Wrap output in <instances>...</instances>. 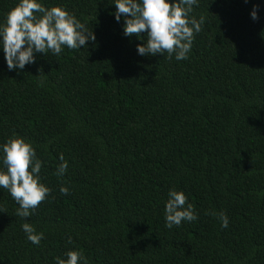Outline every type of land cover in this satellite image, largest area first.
Returning <instances> with one entry per match:
<instances>
[{
	"label": "trees",
	"instance_id": "1",
	"mask_svg": "<svg viewBox=\"0 0 264 264\" xmlns=\"http://www.w3.org/2000/svg\"><path fill=\"white\" fill-rule=\"evenodd\" d=\"M18 2L0 0V24ZM42 3L96 39L21 71L0 50V145L30 141L51 189L25 218L39 245L0 189V264H55L70 250L88 264H264V0H199L190 17L205 23L181 61L137 55L145 33L124 35L114 0ZM173 189L197 219L168 228Z\"/></svg>",
	"mask_w": 264,
	"mask_h": 264
},
{
	"label": "clouds",
	"instance_id": "2",
	"mask_svg": "<svg viewBox=\"0 0 264 264\" xmlns=\"http://www.w3.org/2000/svg\"><path fill=\"white\" fill-rule=\"evenodd\" d=\"M113 4L117 23L122 17L124 19L125 36L136 34L139 38L145 33L146 42L136 48L140 56H164L167 53L169 58L175 54L177 61L188 59L195 34L202 31L205 23L203 16L199 20L190 17L194 7L199 6V0H114ZM251 17L257 19L255 7ZM95 39L94 32L73 13L62 6L47 8L42 0H19L0 24V50L10 71H21L26 65L35 63L37 54L59 55L65 47L79 50ZM0 153L4 166L0 170V189H6L18 205L16 215L25 220L21 227L27 241L39 245L44 234L37 232L25 218L30 217L51 193L39 176L42 162L31 142L19 136L0 145ZM60 160L56 175L62 177L68 164L62 154ZM68 191L67 187H60L61 194L67 195ZM164 214L168 228L197 219L194 206L188 202L185 193L174 189L168 192ZM220 221L221 227H228L226 214H220ZM68 240L71 243V237ZM66 257H57L55 264H88L87 258L78 250L68 251Z\"/></svg>",
	"mask_w": 264,
	"mask_h": 264
}]
</instances>
